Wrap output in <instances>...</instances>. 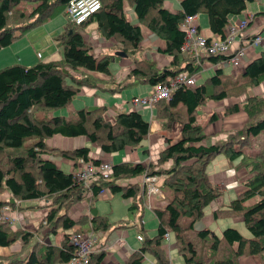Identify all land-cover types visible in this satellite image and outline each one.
<instances>
[{
    "label": "trees",
    "instance_id": "16d2710c",
    "mask_svg": "<svg viewBox=\"0 0 264 264\" xmlns=\"http://www.w3.org/2000/svg\"><path fill=\"white\" fill-rule=\"evenodd\" d=\"M70 1L0 0V50L57 15L63 14L67 19L62 32L54 38L62 54L59 60L38 61L30 67L14 64L0 69V194L6 191L10 195L7 201L0 199V213L4 206L10 205V209L15 210L17 202L37 200L48 203L34 232L16 231L9 222H0V247H10L15 242H20L22 248L29 246L23 259L20 258L22 253L13 252L6 257L0 256V264H65L74 251L70 244L73 235L107 232L111 228L106 218L94 213L85 214L78 221L72 220L68 213L74 205L87 201L92 209L98 193L108 188L112 194L130 201L129 211H140V222L146 191L141 190L138 183L123 185L121 182L139 176L160 175L164 176L161 188L170 196L165 206L153 208L157 220L156 235L152 238L143 236L141 246L125 262L118 264H143L146 255L153 257L156 264H167L162 248L166 234L173 236L183 264H238L243 256L257 257L264 264V148L253 156L244 151L249 146L250 136L264 131V98L247 97L243 102L241 108L248 116V122L241 131L230 133L226 140L213 145L200 144L205 135L204 127L197 121V108L207 100L226 98L232 91L228 84L224 86L221 69H217L204 85L177 88L168 101L161 100L153 105L156 116L165 121V130L176 120L182 125L181 138L174 143L168 141V146L159 152L156 164H112L111 178L93 182L86 191L71 171L65 173L48 157L69 159L74 167L79 159L95 164L105 160L91 158L87 147L54 151L47 145L53 136H84L100 152L109 154L139 146L149 132V124L136 111L118 113L113 122L104 120V107L80 109L71 120L50 115L51 110L70 105L88 80H77L73 86L69 85L67 79H75L70 72L83 69L109 75V63L120 57L106 54L95 58L80 30L96 24L104 39L116 41L118 52L125 56L134 54L142 35L140 28L125 17V4L131 6L139 23L165 42L161 53L170 56L173 59L171 65L177 66L159 73L149 64L136 63L133 74L141 75L153 87L180 72L191 76L198 69L194 59L180 52L184 39L180 25L186 16L205 14L211 33L223 35L229 17L243 13L253 0H179L180 10L176 13L164 8L163 0H100V9L80 25H74L67 18L65 10ZM208 60L219 63L226 59L216 56ZM263 80L264 51L230 85L236 86L234 90H245ZM180 108H184V114L179 113ZM238 110L237 106L228 107L223 115ZM35 111H38L36 115ZM215 118V115L210 116L208 123ZM32 139H36L33 144L23 146L25 141ZM218 155H223L230 164L236 161V168H245L249 176L236 198L225 208L213 211V219L240 218L246 235L234 227H225L220 234L210 228L194 229V224L204 217V209L222 195L206 172L208 164ZM168 162L171 163L168 169L158 170ZM254 199L255 203L250 204ZM44 229L46 236L64 231L61 244H47L44 237H41L42 242L36 241ZM103 258L102 252L93 253L89 264H102Z\"/></svg>",
    "mask_w": 264,
    "mask_h": 264
},
{
    "label": "crops",
    "instance_id": "0c3cea01",
    "mask_svg": "<svg viewBox=\"0 0 264 264\" xmlns=\"http://www.w3.org/2000/svg\"><path fill=\"white\" fill-rule=\"evenodd\" d=\"M163 7L171 13H176L180 10L179 0H163ZM124 13L126 19L129 22L140 28L142 40L139 44L138 50L134 54H128L124 58H114L108 66L109 75L97 72H88L83 69H78L75 72H70L72 77L75 79L69 77L67 79V83L69 85L73 86L72 83H75V81L77 80H84L86 78L88 80L84 85L80 87L78 94L72 100L71 104L64 109H60L63 111L59 112V115H75V113L80 109L104 107L106 108V111L103 114L104 120L113 122L114 116L118 113L136 111L142 116L143 120H145L149 124V132L147 137L139 144V146L135 148L128 147L119 152L105 154L103 152H100L96 148L95 144H91L89 140L84 136L75 138L53 136L47 141V145L54 151H73L77 148L87 147L91 151L90 157L93 159L105 160L110 162L109 160L112 157L117 161L112 163L113 165L119 163H132L133 165L141 164L145 166L147 163L155 161L158 153L168 146V141L176 142L180 139V136L178 137V134H175L174 136L175 128L173 132L168 129L165 130V128H163V125H165V121L156 116L155 109L136 108L130 104L133 98L140 97L138 89H136V91H134L133 93H129V95L131 96L130 99L127 98V100L126 97H124V101L126 100L125 104L121 102V97L125 92L123 91V89L131 88L138 84H140V86L149 85L151 87L150 84L142 79L143 77L141 75L133 74V71L135 69L134 66L136 63L142 64V62H144L145 64H149L153 67L154 71L159 73L163 72L164 69L177 68V66L171 65L173 59L170 56L161 53V50H163L165 47V42L159 39L154 33L150 32L145 26L139 23L133 8L128 4H125ZM198 17L199 16H197L196 19V25L200 33L206 37L212 36L213 34L209 29L207 17L205 18L201 16L202 21H199ZM246 19L248 21L247 27L239 34H237L236 44L234 45V47H236V45H238V43L243 39H252L256 35L261 37V43L256 46H247L245 48L244 57L242 58L240 65L237 68H232L225 62L212 63L208 60V58H201L198 62L194 61V65H197L198 69L192 74L195 77V86L192 88L204 85L209 78L215 75L217 69H221V78L224 86L225 84H228V87H230L232 90L231 92H228L226 98H222L221 100H207L204 105L199 106L196 110L198 117L197 121L201 126L203 125L200 123V120H204L205 122H203V124H206V120H208L210 116L215 115L216 117L215 120L208 124L204 130V135L206 136L205 142L208 143V145L226 140L228 134L236 131H241L247 125L248 116L242 111L241 108L243 102L247 97L264 98V80L259 85L251 88L248 87L245 90H242V88H240L239 90H234L236 86L230 85V83L238 80L241 75H243L245 68L252 61L257 59L259 55L264 51V0H253L251 3L247 4L246 10L243 13L229 17L228 25L226 28H228V26L230 25H236L238 22L244 21ZM46 24L47 23H44L36 28H33L36 31H33L31 35H23L20 38L13 40V42L9 46L2 48L0 52H4L5 50H7L6 54H8V61H4L6 58V55L4 53V55L0 57V69L10 65L9 63H11V61L9 60V56H12L13 61L15 54L18 56V58L15 60L16 62H13L11 65L19 64L24 67H30L36 64L38 61L59 60L62 54L60 49L56 47L54 38L56 35L62 32L64 27L58 32V30L56 29H48ZM226 28L224 29V31H226ZM80 33L84 39L85 44L90 48V53L95 58L101 57L106 54L113 55L119 51V45L116 43V41L104 39L97 31L96 24H89L82 31L80 30ZM33 37L34 40L32 39ZM27 40L29 42H32V44L29 45ZM37 54H40L41 58H38ZM180 66L182 67V64ZM206 69L213 70V74L204 79V81L200 84H197V80L200 79L201 72ZM232 106H237L239 110L234 114L224 116V110ZM178 111L180 114L185 113L184 108H180ZM171 125L172 127L174 125H176L175 127H177L179 123L176 120L174 123H171ZM258 136H263L264 139V131L259 133L257 136H250L249 146H247L244 150L246 155L253 156L264 148V140H261L259 143L261 145L260 148L256 149L259 145L256 144V138ZM202 141H204V139ZM200 144L203 146L207 145L202 142ZM219 156L220 155H218L217 157L219 158ZM48 159L56 163L61 170L63 162H65V165L69 167V172L72 171L73 165L71 163L73 162L71 160L54 155L49 156ZM227 164V169H225L224 171L217 170L212 173V175H217L216 178L219 182H221L222 179L226 180L224 184H228L227 188H225L222 192V195L219 197V201H216V203H214L215 201H213L204 209V217L199 221V223L197 222L195 224L199 225L201 229L210 228L216 233H218L225 227H234L242 234L246 235L243 232L244 226L240 218L220 219L222 220L221 223H219V225H215L218 220H214L212 216L214 210L225 208V206L228 205L231 200L236 198L237 194L243 190V181H245L249 176V173L245 168H236V161L232 164L227 162ZM137 181H140V176L132 180H127V182H121V184H132L135 182L137 183ZM138 184L142 190V188H144L142 180ZM5 192L2 194L3 197H10L9 193ZM117 196L121 198L119 194H112L110 190H108V188H103L98 193L96 199L92 202V209H90L87 201H81L80 203L72 207V212H74V214L71 212L72 208L68 213L69 218L74 221H78L81 216L90 213H94L95 215L104 217L108 220L111 225L109 231H98L97 233L93 234V237L95 239L94 253L102 252L104 254L102 264L123 263L132 252H134L141 246V243L139 244V241L136 239L137 235L139 234L132 236L131 239L129 238L128 231L124 229L129 226L127 222L120 220V218L110 221L109 217L112 213L111 210H102L100 212L97 210V205L95 204L97 201L111 202ZM4 198L0 199L3 200ZM143 199L146 203L147 196L145 195ZM121 200L125 209L129 211L130 201L123 198H121ZM252 201H256V199ZM46 205H48V203H45L44 201H24L20 203V205L15 208V210L6 213V216L11 221L10 224L14 230L19 229L34 232L39 227L38 225L40 219L47 211ZM147 205L149 206L147 208H149L153 213V208L163 207L165 205L164 195L161 193L159 196H151ZM121 224H124V227L121 228ZM134 225L135 224H133V226ZM143 225L144 224L142 221L141 229H144ZM214 226L215 230L213 229ZM135 229H138V227L135 226ZM58 232H60V237L56 238ZM40 233V237H44V239L46 238L45 240L47 244H51L54 246H59L61 244L63 236L65 234L64 231L58 230L56 234H50L46 236L45 229L41 230ZM51 235H53L52 238H55L54 242H52V238L49 239ZM18 243L20 244V249L13 250L14 245ZM22 247L23 246L20 242H15L12 246L7 247L10 248V252L8 253V255H10L12 252H20ZM23 249L25 251L22 257H24L28 253L29 246ZM1 251L5 252L6 250H0V252ZM4 255L5 256L3 257L8 256L6 254ZM238 264L262 263L257 257L243 256L239 258Z\"/></svg>",
    "mask_w": 264,
    "mask_h": 264
},
{
    "label": "built area",
    "instance_id": "2783aa9c",
    "mask_svg": "<svg viewBox=\"0 0 264 264\" xmlns=\"http://www.w3.org/2000/svg\"><path fill=\"white\" fill-rule=\"evenodd\" d=\"M101 7L100 0H71L66 7V14L69 22L74 25H80L90 16L96 13ZM197 15L186 16L180 28L184 32V39L180 47V52L199 61L201 58L223 57L226 64L232 68H237L244 57L247 46H256L261 43V37L256 35L252 39H243L236 44V37L247 27V19L238 22L236 25H230L226 28L223 35H212L206 37L200 33L196 25ZM241 40V38H240ZM41 58L40 54H37ZM195 77L188 76L185 72H180L163 83H157L152 87L150 93L144 97H135L130 104L136 108H149L161 100L168 101L174 90L181 87H194ZM74 165V163H71ZM74 179L82 185L84 190H89L93 182L97 180L108 181L112 174L111 162H100L95 164L93 161H84L79 159L76 166L72 167ZM144 183L149 184L147 189L148 198L153 195H160L158 188L155 187L157 178L155 176H143ZM9 207L4 206L0 213V222H10L6 216ZM168 235H164L166 239ZM137 239L141 240L140 236ZM70 244L74 247L73 254L65 264H89L90 257L94 253L95 239L91 232L77 233L71 237Z\"/></svg>",
    "mask_w": 264,
    "mask_h": 264
},
{
    "label": "rangeland",
    "instance_id": "374dc122",
    "mask_svg": "<svg viewBox=\"0 0 264 264\" xmlns=\"http://www.w3.org/2000/svg\"><path fill=\"white\" fill-rule=\"evenodd\" d=\"M198 16H199L198 17V20L199 21L200 20L202 21L201 16H203V17L206 18V16L204 14H202V13L199 14ZM48 22H46L47 23L46 25H47V28L48 29H52V30L53 29H56L59 32L64 27V25L66 24V18H65V15L60 14V15L55 16L54 18H52ZM200 26H201V22H200ZM33 31H36V30L35 29H31V30L28 31V33L26 32L23 35H31V33H33ZM32 39L34 40V37ZM28 43H29V45L32 44V42H29V41H28ZM6 51L7 50H5L4 52H0V57L3 56L4 53H5V55H6V58L4 60L5 62L8 61V58H7V55L8 54H6L7 53ZM17 58H18V56L15 54V56L13 58V61H12V56H9V60L11 61V63H9V64L11 65L13 62H16L15 60ZM10 65H8V66H10ZM212 74H213V70H211V69L204 70L203 72H201L200 79L197 80V84H200L201 82L204 81V79H206L207 77L211 76ZM235 77H233V78H235ZM136 89H138V91H139L140 98H144V97H146L150 93L151 87L149 85H141L140 86V84H138V85H135V86H133L131 88L123 89V91H125V92L123 93V95L121 97V102L125 104V101L126 100L124 101V97H126V99L127 98L130 99L131 96L129 95V93H133L134 91H136ZM61 111H63V110H51V112H50L51 114L50 115L51 116H64V117H67V119H69V120L75 118V115L74 114H72V115H68V114L59 115V112H61ZM37 112L38 111H35V115L37 114ZM37 116H40V114L37 115ZM203 122H205V121L204 120L203 121L200 120V123L203 125L204 130H205L206 126L208 124H210L211 122L208 123V120H206V124H203ZM175 126L176 125H174L172 127V125L170 124L168 130H170L171 132H173V130L175 128L174 136H175V134H178V137L180 136V138H181V126L182 125L179 123V125L177 127H175ZM205 138H206V136H205ZM33 140H36V139H32V140L25 141L23 143V146H25V147L30 146L31 144H33L32 143ZM261 140H264L263 139V136H258L256 138V144L258 145ZM174 142L175 141H172L170 143H174ZM202 143L208 145V143L205 142V139H204V141H202ZM209 145H213V144H209ZM260 146L261 145L259 144L256 149H259ZM157 158H158V155L156 156L155 161H153L151 163L156 164ZM219 159H221V160H219ZM109 161L111 163H114L116 161V159H113L111 157ZM105 162H107V161H105ZM227 162L228 161L226 160V158L223 155H220L219 158L216 156L208 164V166L206 168L207 169L206 172L209 174V176H210L209 178H210L211 182L213 183V185H215V187L221 193L224 191L225 188H227V185L228 184L227 183L224 184L226 182V180H224V179H222L221 182H219L218 179L216 178L217 175H212V173L214 171H217V170L218 171L219 170L224 171L225 169H227V166H228ZM148 164H150V163H147L145 166H148ZM170 164L171 163L168 162L166 165H163V168H159L158 170H160V169H163V170L168 169V167L171 166ZM188 164H190V162H188ZM61 168H62L63 171L69 172V167L65 165V162H63V165H62ZM156 178H157V181L155 182V187H157L158 188V191L164 195V197H165V205H166L168 203V200H169L168 198H169L170 195H169V193L164 192L163 191V188H161V186H162V184L164 182V176L160 175V176H157ZM141 180H142L143 186H144V188H142V189H145V191L147 193V189L149 188L150 185L147 184V183L146 184L144 183L143 176H140V181ZM140 181H137V183H139ZM214 182H216V183H214ZM2 194H0V198H4ZM146 196H147V201L148 202L146 201V203H145V206H144V209H143V214H142L143 216H142V220H141V221H143V224H144L143 225L144 226V229L143 230L140 227V225H142V222L141 221L140 222L138 221V217L140 215V211L139 210H135L134 212L133 211L131 212V211L126 210L125 207L123 206L122 200H121V198L119 196L115 197V199L112 200L111 202L110 201H108V202H105V201H97L95 204L97 205V210L99 212L102 211V210H111L112 211L111 216L109 217V220L110 221L111 220H116L117 218H120V220H123V221L127 222L129 226H127L124 229H126L128 231L129 238L131 239L132 236H135L136 234H139L137 236H140L141 240L137 239V237H136V239L139 241V244H140L142 242V240H143V236L144 237L146 236L148 238H152V237H154L156 235V229H157V220L154 217L153 213L150 211V209L147 208V207H149L147 204L149 203V199L150 198H148V194H146ZM157 196H159V195H157ZM9 198L10 197H8V198L5 197L3 200L4 201H7V200H9ZM217 199L218 200H215L214 203H216V201H219V198H217ZM161 200H163V199H161ZM224 200H225V197H224ZM20 203H22V202H17L16 203V208L20 205ZM253 203H255V201H252L250 204H253ZM212 205H214V204H212ZM9 210L12 211L10 209V207H9ZM72 210H73V208L71 209V212H72ZM72 213L74 214V212H72ZM68 216H69V214H68ZM221 221L222 220H218L215 225H219V223H221ZM9 223H11V221ZM117 223H119V222H117ZM198 223H199V221H198ZM133 224H135V225L133 226ZM135 226L138 227V229H135ZM122 227H124V224H121V228ZM214 228H215V226L213 227V229ZM194 229L196 231H198V230H201V227L199 225H197V224H194ZM223 229H221V231ZM221 231H219L217 234H220ZM243 232L246 234L245 229H244ZM40 235H41V233L38 235V238L36 237V241L37 240L38 241L41 240V242H42V239H41ZM167 235L168 236L166 237V239L163 237L164 243L162 244V248L164 250L165 257H166V259L168 261L167 264H183L182 259H181L180 255L178 254V250L176 248V243H175V240H174L173 236L171 234H167ZM52 237H53V235H51L49 237V239L52 238ZM59 237H60V232L57 233L56 238H59ZM45 239H44V242L46 243V240ZM52 239H53L52 242H54L55 241V238H52ZM19 245H20L19 243L18 244H15L13 250L20 249L19 248ZM0 250H6L5 252H2V251L0 252V255L1 256H5L4 254L8 255V253L10 252V248H7V247H0ZM20 251L21 252H19V251H17V252L22 253V255H23V253H24L25 250L22 248ZM22 255L20 257L21 259H23ZM154 262H155V260H154L153 257H151L149 255H146L145 258H144V263L143 264H156Z\"/></svg>",
    "mask_w": 264,
    "mask_h": 264
},
{
    "label": "water",
    "instance_id": "95a60500",
    "mask_svg": "<svg viewBox=\"0 0 264 264\" xmlns=\"http://www.w3.org/2000/svg\"><path fill=\"white\" fill-rule=\"evenodd\" d=\"M116 55H117V56H120V57H122V58L126 57V56L124 55V53H122V52H117Z\"/></svg>",
    "mask_w": 264,
    "mask_h": 264
},
{
    "label": "bare ground",
    "instance_id": "6f19581e",
    "mask_svg": "<svg viewBox=\"0 0 264 264\" xmlns=\"http://www.w3.org/2000/svg\"><path fill=\"white\" fill-rule=\"evenodd\" d=\"M65 12H66V10H65ZM6 193V192H5ZM54 200V199H53ZM6 205V204H5ZM55 205V204H54ZM14 206V205H13ZM9 207H10V205H9ZM52 207V206H51ZM16 231H18V230H16Z\"/></svg>",
    "mask_w": 264,
    "mask_h": 264
}]
</instances>
